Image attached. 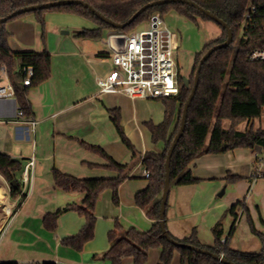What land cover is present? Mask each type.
I'll use <instances>...</instances> for the list:
<instances>
[{
	"label": "crops",
	"instance_id": "crops-1",
	"mask_svg": "<svg viewBox=\"0 0 264 264\" xmlns=\"http://www.w3.org/2000/svg\"><path fill=\"white\" fill-rule=\"evenodd\" d=\"M83 19L90 26L77 21L76 26L68 28L46 21L43 40L33 15L6 24L10 49L13 52L47 53L51 59V72L48 80L28 88L30 117L18 118L15 99H0V153L22 161L23 171L32 162L26 186L22 181L23 172L18 175L21 193L17 197L10 196L9 183L0 175V189L4 188L0 197V263L110 264L104 254L110 246L108 235L116 224L123 230L135 228L140 232L152 227L153 221L135 205L134 197L148 183L146 170L141 165L142 157L148 151L163 148V143L153 144L149 128L162 123L165 107L158 99L131 100L122 94L98 93L96 79L106 77L112 69L110 51L107 43L95 42L99 37L77 36L82 30L96 27L92 21ZM197 23L207 31L204 45L222 34L212 21L198 19ZM106 31L108 37L115 32ZM5 82L0 78V85ZM112 111L117 113L131 149L120 139L111 119ZM256 120L245 122V128L237 130L259 128L254 125ZM31 121H35L34 126ZM229 126L228 121L223 122L225 129ZM81 143L102 149L115 162L130 165L131 170L118 187L117 204L113 203L111 190L100 195L94 212L93 238L81 251H76L62 242L80 232L85 224L84 217L75 211L62 213L54 231L44 227L43 218L69 204L79 205L84 194L57 188L52 171L79 179L117 176V172L105 167L107 160L104 157ZM255 155H263L262 146L202 154L193 159L188 168L198 182L170 185L165 209L168 234L184 240L194 231L201 245L211 247L214 244L211 229L215 224L221 222L225 239L235 223L234 233L228 240L229 248L259 253L261 240L250 231L246 215L240 208L235 211L236 218L228 213L232 205L243 201L255 229L264 232L260 222V218L264 221V166L262 176L256 177ZM160 256V249L149 250L145 264H158ZM178 262L180 255L174 252L171 264ZM122 264L134 262L132 258H124Z\"/></svg>",
	"mask_w": 264,
	"mask_h": 264
},
{
	"label": "trees",
	"instance_id": "trees-1",
	"mask_svg": "<svg viewBox=\"0 0 264 264\" xmlns=\"http://www.w3.org/2000/svg\"><path fill=\"white\" fill-rule=\"evenodd\" d=\"M60 0H0V18L28 6L42 5ZM87 3L94 10L111 21L125 23L142 6L154 0H80ZM201 8L213 13L221 19L232 32V42L225 48L216 50L203 63L198 86L188 109L184 131L179 138L170 160V185L184 186L197 183L188 166L190 162L202 154L222 153L236 148H252L256 145L264 147V129L252 127L241 132L236 126L242 122L251 123L259 119L264 108V61H250L247 58L249 51L264 47V0H190ZM249 5L256 8L252 25L241 32V21ZM185 17L197 23V20L211 21L197 9L181 3H169L153 6L146 9L134 21L122 30L114 29L101 21L87 8L77 5L57 6L49 9L36 10L17 15L4 23H0V68L5 67L9 80L14 88L15 100L18 109L25 117L31 116V109L27 100V91L48 80L51 72V59L47 53L13 52L8 40L10 34L6 24L10 21L33 15L41 29V38L45 36V18L47 12L66 13L85 18L95 24L94 29H85L77 33L78 37L96 39L100 37L102 30L122 31L129 33L138 25L143 24L149 18L157 14L160 18L169 12ZM213 22V21H212ZM214 23V22H213ZM216 24V23H215ZM222 31L221 36L204 45L202 50L195 54L189 87L187 88L179 75V93L176 96L162 98L165 113L162 123L158 126H150L152 142L154 145L163 143L161 150H151L144 154L141 165L148 172L147 186L137 192L134 197L135 205L144 210L148 219L153 221L152 227L146 232H140L135 228L123 230L116 224L108 235L109 249L104 258L110 264H122L124 258H132L134 264H145L148 251L160 249L161 256L158 264H171L174 252L180 255L181 264H221L208 255L201 254L187 247H177L169 243L162 235L159 225V212L161 194L164 187L165 161L168 149L177 134L180 126L182 111L185 102L191 92L194 76L201 57L212 47L223 43L227 39L226 29L216 24ZM101 56H104L101 55ZM31 66L33 76L28 87L22 85L24 75L23 68ZM111 119L116 127L122 142L131 149L128 139L124 136L119 124L118 115L111 112ZM228 121L230 127L225 129L223 122ZM173 127L171 133L170 128ZM208 141V142H207ZM87 149L100 154L107 160L106 168L117 172L115 178L79 179L63 174L57 170L52 171L54 185L65 192H80L84 194L83 201L79 205L69 204L55 213H48L43 218L44 227L54 231L58 217L65 212L75 211L84 217L85 224L80 232L73 237L63 240V244L81 251L83 245L93 238L95 225V207L100 195L111 190L113 203H118V187L127 178L131 166L120 164L112 160L105 152L94 146L81 143ZM225 146V148L223 147ZM135 158V154L133 155ZM23 172L22 161L13 159L0 153V175L10 183L15 181L16 188L10 187L11 197H17L21 193V182L18 179ZM229 180H233L230 178ZM23 197V196H21ZM20 197V198H21ZM240 210L246 215L249 229L262 243L259 253H245L232 250L228 246V240L235 230L232 224L228 237L223 239L222 224L219 221L211 229L214 244L211 247L201 245L193 231L190 237L184 240L172 239L200 249H206L235 264H264V232L255 229L248 208L243 201L237 202L228 209V213L236 218L235 211ZM264 226V221L260 218ZM166 228V227H165ZM167 231V230H166ZM0 264H18L5 262ZM53 264V263H43Z\"/></svg>",
	"mask_w": 264,
	"mask_h": 264
},
{
	"label": "built area",
	"instance_id": "built-area-1",
	"mask_svg": "<svg viewBox=\"0 0 264 264\" xmlns=\"http://www.w3.org/2000/svg\"><path fill=\"white\" fill-rule=\"evenodd\" d=\"M256 8L249 5L241 21V32L253 23ZM122 39V43L115 42ZM107 46L110 50L112 69L104 78H97L99 94H122L131 100L135 99H162L176 96L179 93V71L175 57L178 50V40L163 23L161 18L152 15L143 29H134L129 33L115 31L109 35ZM250 61H264V47L248 52ZM24 79L22 85L31 84L33 68L25 67L22 70ZM0 78L6 82L0 85V99H15L14 88L6 73L5 67L0 68ZM18 118L24 119L22 111L18 110ZM32 126L35 121H31ZM263 155H255V176H262L264 166ZM32 162L25 166L22 175L23 184H27L28 168ZM148 178V172L145 173ZM224 239L221 240L224 243Z\"/></svg>",
	"mask_w": 264,
	"mask_h": 264
},
{
	"label": "water",
	"instance_id": "water-1",
	"mask_svg": "<svg viewBox=\"0 0 264 264\" xmlns=\"http://www.w3.org/2000/svg\"><path fill=\"white\" fill-rule=\"evenodd\" d=\"M169 3H181V4H185L188 5L190 7H193L195 9H197L198 11H200L201 13H203L206 17H208L211 21H213L214 23L220 25L221 27L226 29L227 32V39L225 42L220 43L212 48H210L200 59L199 65L197 67L195 76H194V81H193V86L191 88V92L187 98V101L184 104L183 107V111H182V116H181V121H180V126H179V130L177 132V134L175 135V137L173 138V141L168 149L167 152V157H166V161H165V177H164V187H163V191L161 194V202H160V212H159V225L161 228V232L163 237L171 244L177 246V247H187L191 250L197 251L201 254L204 255H208L211 258H213L214 260H216L217 262L221 263V264H235L233 262H230L228 260H226L223 256H218L206 249H200V248H196L193 246H188L186 244L180 243L174 239H172L170 237V235L168 234V232L166 231L165 228V209H166V203H167V199H168V194H169V190H170V160H171V156L173 153V150L179 140V138L181 137L184 128H185V123H186V118H187V114H188V109L189 106L191 104V101L195 95L197 86H198V81H199V75H200V71L202 68L203 63L211 56V54L213 52H215L218 49L221 48H225L227 47L233 39L232 36V32L231 30L228 28V26L221 20L219 19L216 15H214L213 13L201 8L199 5H197L195 2L190 1V0H154L151 1L149 3H147L146 5L142 6L139 10H137L125 23L122 24H118L115 23L113 21H111L110 19L104 17L103 15H101L99 12H97L96 10H94L91 6H89L87 3L80 1V0H60V1H54V2H49L46 4H42V5H34V6H28V7H24L21 9H18L12 13H10L9 15H7L4 18H0V23H4L6 21H8L9 19L23 14V13H27V12H32V11H36V10H43V9H49L52 7H57V6H65V5H71V4H77V5H81L85 8H87L88 10H90L92 13L95 14V16L97 18H99L101 21H103L104 23L108 24L109 26H111L114 29H119L122 30L125 27H127L128 25H130L134 19L136 17H138L141 13H143L146 9L151 8L153 6H159V5H163V4H169ZM115 42H118L119 44L122 43V39H116ZM182 80L184 85L188 88L189 87V79H187L186 77L182 76ZM225 148V146H223ZM10 187H15L16 188V183L15 181H11L9 183ZM263 258H264V254H263Z\"/></svg>",
	"mask_w": 264,
	"mask_h": 264
},
{
	"label": "rangeland",
	"instance_id": "rangeland-1",
	"mask_svg": "<svg viewBox=\"0 0 264 264\" xmlns=\"http://www.w3.org/2000/svg\"><path fill=\"white\" fill-rule=\"evenodd\" d=\"M57 13L58 12H47L44 15L45 23L46 21L49 22L48 20H50L51 23H57L65 27L72 28L76 26L79 22L80 24L84 22L87 23L86 27L90 26V23H88L81 17L79 18L77 16ZM161 20L170 31L175 32L177 35L178 50L175 52V57L178 65L179 75L181 77L184 76L189 79L194 56L196 53L200 52L204 47L205 38L207 37V31L205 28L200 27L198 23H194L183 16L177 15L175 14V12H169L167 14H164ZM144 26L145 23L138 25L135 29L140 30L143 29ZM107 38V31L104 30L95 42L106 44ZM100 45L102 46V44ZM102 47H105V45L103 44ZM107 49L108 51H110L108 46ZM254 125L255 127L264 129V111L262 112V116L255 121ZM244 126H246V124L245 122H242L236 126V129L241 130L245 128ZM253 127L254 126H252V129L256 130ZM178 264L181 263L178 262Z\"/></svg>",
	"mask_w": 264,
	"mask_h": 264
},
{
	"label": "bare ground",
	"instance_id": "bare-ground-1",
	"mask_svg": "<svg viewBox=\"0 0 264 264\" xmlns=\"http://www.w3.org/2000/svg\"><path fill=\"white\" fill-rule=\"evenodd\" d=\"M3 185V184H2ZM4 189V188H3ZM3 189L1 188L0 189V197H1V195H2V193H3ZM6 190V189H5ZM8 205V204H7ZM9 210V209H8Z\"/></svg>",
	"mask_w": 264,
	"mask_h": 264
}]
</instances>
